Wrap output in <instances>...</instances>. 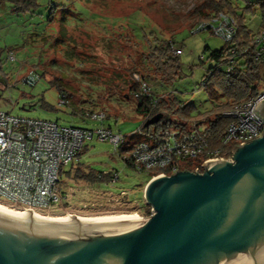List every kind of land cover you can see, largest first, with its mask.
<instances>
[{"label": "rangeland", "instance_id": "1", "mask_svg": "<svg viewBox=\"0 0 264 264\" xmlns=\"http://www.w3.org/2000/svg\"><path fill=\"white\" fill-rule=\"evenodd\" d=\"M194 1L37 0V8L25 15L13 13L8 4L0 1V78H5L4 85L0 82V111L48 120L60 126L108 127L122 136L132 133L125 141L134 142L142 139L139 129L142 120L134 112L136 103L120 96L127 93L130 72H137L144 75L156 95L171 94L178 102L192 104L194 111L188 122L199 121L221 102V99L210 100L200 85L207 69L213 66L207 59L208 53L218 50L223 43L208 31L187 28L184 16ZM231 1L239 9L243 26L256 34L261 21L257 0ZM246 2L251 6L250 11L245 10ZM162 39L171 40L172 47L180 51L177 74L164 84L153 74L144 73L141 59V53ZM168 55L174 57L170 52ZM28 70H34L38 77L44 73L33 87L19 82ZM59 75L71 92L67 98L69 104L63 106H58V90L47 83L51 76ZM258 88L262 89L261 84ZM75 109L84 115L101 111L106 117L100 123L91 121L76 114ZM80 154L77 161L62 168L59 202L50 207L47 217L70 212H123L115 210L116 199L105 209L109 197L115 195H125L138 208L134 213L139 219L149 216L142 214L148 173L134 172L126 166L125 155L114 153L107 142H85ZM76 162L95 173L115 174L116 180L92 187L79 184L65 174Z\"/></svg>", "mask_w": 264, "mask_h": 264}, {"label": "water", "instance_id": "2", "mask_svg": "<svg viewBox=\"0 0 264 264\" xmlns=\"http://www.w3.org/2000/svg\"><path fill=\"white\" fill-rule=\"evenodd\" d=\"M253 113L264 127V100ZM142 198L144 220L133 212L0 216V264H264V128L231 161L150 179Z\"/></svg>", "mask_w": 264, "mask_h": 264}, {"label": "built area", "instance_id": "3", "mask_svg": "<svg viewBox=\"0 0 264 264\" xmlns=\"http://www.w3.org/2000/svg\"><path fill=\"white\" fill-rule=\"evenodd\" d=\"M259 2L264 7V0ZM235 26L231 17L218 13L199 24L194 31H208L223 43H228L234 36ZM253 44L257 49L254 60H257L264 56V30L253 39ZM170 53L176 57L180 55L179 49L173 47ZM132 77L137 81L136 75ZM38 79L29 71L19 82L33 87ZM261 87L254 98L221 114L229 123L222 133L219 148L208 147L210 130L205 124L190 123L184 131L164 129L150 143L134 145L126 159L131 160L136 171L168 170V175L160 173L150 179L173 175L180 171L182 162L199 157L202 159L194 165L191 173L201 174L209 162L231 161L236 148L260 138L263 133L261 120L253 113L254 106L264 100V80ZM150 93L149 86L143 82L131 96L138 99L148 97ZM64 103L61 96L58 106ZM84 118L100 123L105 116L102 112L86 113ZM123 139L119 132H112L103 126L94 129L60 126L48 120L24 118L0 111V203L20 213L48 215L50 207L59 202V171L77 161L76 155L83 149L84 143L92 140L107 142L116 153ZM114 180L115 175L112 177Z\"/></svg>", "mask_w": 264, "mask_h": 264}, {"label": "trees", "instance_id": "4", "mask_svg": "<svg viewBox=\"0 0 264 264\" xmlns=\"http://www.w3.org/2000/svg\"><path fill=\"white\" fill-rule=\"evenodd\" d=\"M0 1L8 4L11 10H13V13L23 15L31 13L38 5L37 0ZM257 3H259L261 8V21L256 26L257 29H260L256 34H252L251 30L243 26V19L238 11L239 9L236 8V5L231 0H195L190 12L184 16L185 24L188 29L192 27L196 28L199 24L208 21L218 13L231 17L236 25L233 38L228 43H223L221 41L223 43L221 48L208 53L207 59L213 63V66L207 69L204 80L200 85V88L206 91L210 100L218 101V99H221V102L213 106L206 113L204 118H201L199 121L191 122L196 124L203 123L209 128L208 147L210 149L220 147V138L229 123V120L223 118L221 114L242 104L246 100L254 98L259 92V84L264 80V56L261 55L257 60H254V54L257 49L254 47L253 39L264 30V7L259 0H257ZM250 8V4L246 2L245 10L250 11ZM172 45L171 40L162 39L155 47H151L150 50L148 48L145 52L141 53L144 73L147 76L153 74L159 78L163 84L170 83L175 78L179 69L177 57L168 55ZM29 71L36 74L34 70H28L27 72ZM133 74L138 77L137 81L133 79ZM43 77L44 73L39 75V78ZM62 78L61 75L57 77L51 76L47 83L58 90L60 98L62 96V99L65 101L64 105H67L69 104L68 100L70 97L68 93L71 92H69V90H67L68 87H65L62 83ZM4 79V77L0 78V82L3 83V85L5 83ZM144 79L145 77L142 73L130 72V85L128 86L127 93L120 96L122 100L130 99L136 103L134 112L142 120V124L139 127L142 139L127 143L125 139L131 136V133L128 136H124L123 142L116 149V153H123L125 155L123 158L124 164L130 167L134 172L139 173L142 171L133 169L131 160L126 159L128 151L136 144L150 143L161 130L172 128L184 131L190 124L188 122L191 120L189 115L194 111V106L192 104L178 102L171 94L156 95L151 91L148 97L141 96L138 99H132L131 95L138 90L139 85L143 82L147 83ZM65 88L68 91L67 93ZM82 113L81 110H76V114L81 115ZM83 115L84 114H82V116ZM157 115L160 117L157 122L144 126L146 121ZM229 148H232V146ZM80 153L81 151L76 155L77 159L81 155ZM197 163L198 162L194 163L193 160L186 161L185 164L179 165V170L191 172L194 165ZM61 171L62 169L59 171V176ZM142 173H148V181L151 177L160 173H164L165 175L169 174L168 170L165 169H156ZM65 174L69 175L70 178L79 184L87 187L96 186L99 183L111 182L113 175H115L92 172L78 162L70 165L69 171ZM115 199L118 204L115 210L133 213L138 212V208L132 206L125 195L109 197L108 203L106 202V206H108L105 209L108 210L109 205L112 204ZM120 204H122V206ZM143 205L142 214L148 216L149 207L144 203Z\"/></svg>", "mask_w": 264, "mask_h": 264}, {"label": "bare ground", "instance_id": "5", "mask_svg": "<svg viewBox=\"0 0 264 264\" xmlns=\"http://www.w3.org/2000/svg\"><path fill=\"white\" fill-rule=\"evenodd\" d=\"M1 204V203H0ZM3 205V204H2ZM27 213H20V212H17V211H13L12 209H8L6 207H3V206H0V216H23ZM38 217H47L48 215L46 216H43V215H36ZM136 216V215H135ZM138 218V216H136ZM139 219V218H138ZM144 220V219H143Z\"/></svg>", "mask_w": 264, "mask_h": 264}]
</instances>
